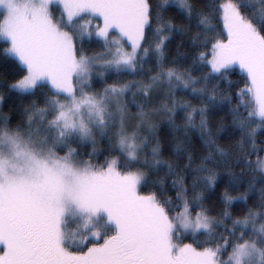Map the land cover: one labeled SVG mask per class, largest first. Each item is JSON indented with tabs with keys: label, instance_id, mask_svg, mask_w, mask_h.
<instances>
[{
	"label": "snow or ice",
	"instance_id": "snow-or-ice-1",
	"mask_svg": "<svg viewBox=\"0 0 264 264\" xmlns=\"http://www.w3.org/2000/svg\"><path fill=\"white\" fill-rule=\"evenodd\" d=\"M0 16V264H264V0Z\"/></svg>",
	"mask_w": 264,
	"mask_h": 264
},
{
	"label": "trees",
	"instance_id": "trees-1",
	"mask_svg": "<svg viewBox=\"0 0 264 264\" xmlns=\"http://www.w3.org/2000/svg\"><path fill=\"white\" fill-rule=\"evenodd\" d=\"M0 19H2V16H0ZM3 47H5V45L2 42V38H0V49H2ZM234 78H236V77H234ZM3 110L7 111V107H5Z\"/></svg>",
	"mask_w": 264,
	"mask_h": 264
},
{
	"label": "rangeland",
	"instance_id": "rangeland-1",
	"mask_svg": "<svg viewBox=\"0 0 264 264\" xmlns=\"http://www.w3.org/2000/svg\"><path fill=\"white\" fill-rule=\"evenodd\" d=\"M54 5H55V0H54ZM53 11H57V9L55 8V6H53Z\"/></svg>",
	"mask_w": 264,
	"mask_h": 264
}]
</instances>
